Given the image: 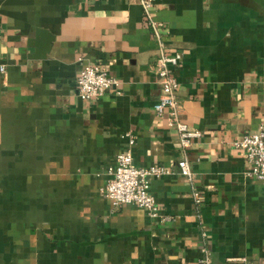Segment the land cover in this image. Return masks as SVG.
Masks as SVG:
<instances>
[{"label":"crops","instance_id":"crops-1","mask_svg":"<svg viewBox=\"0 0 264 264\" xmlns=\"http://www.w3.org/2000/svg\"><path fill=\"white\" fill-rule=\"evenodd\" d=\"M161 49L180 57L178 115L199 130L181 146L154 103L159 41L136 0H0V264H264V180L230 142L264 122V0H152ZM39 30L36 37L35 31ZM98 63L117 80L81 99L75 77ZM134 136L132 161L186 158L149 177L167 219L98 188Z\"/></svg>","mask_w":264,"mask_h":264},{"label":"built area","instance_id":"built-area-1","mask_svg":"<svg viewBox=\"0 0 264 264\" xmlns=\"http://www.w3.org/2000/svg\"><path fill=\"white\" fill-rule=\"evenodd\" d=\"M143 12L144 19L151 28L153 35L159 41L160 51L154 60V71L159 83V95L154 103V110L161 114L165 110V119L168 125L175 128L181 146L190 143L191 138L199 135V130L188 126L178 115V98L176 95L177 80L173 68L180 57V52L175 50L166 53L161 49V40L157 31L159 21L150 13L152 0H136ZM0 71L3 67L0 66ZM117 80L107 73L106 69L98 63H81L75 77L76 93L81 99H94ZM126 143L115 154L114 164L108 166V176L99 186V192L107 197L112 205L120 203H133L144 209L149 217L159 220L167 219L156 203L148 189L149 177L167 174L176 171L186 176L190 185V196L193 214L198 220L199 203L201 195L192 182L191 171L186 158L178 159L174 167H169L157 162L148 165H136L132 161L131 145L134 136L128 130L122 132ZM232 148L241 152L246 162L243 173L248 177L264 180V122H260L254 130L243 132L239 137L230 142ZM198 264H213L208 249L200 248ZM219 264H259L251 263L244 256L227 257Z\"/></svg>","mask_w":264,"mask_h":264},{"label":"water","instance_id":"water-1","mask_svg":"<svg viewBox=\"0 0 264 264\" xmlns=\"http://www.w3.org/2000/svg\"><path fill=\"white\" fill-rule=\"evenodd\" d=\"M38 33H39V30H36L34 37H36Z\"/></svg>","mask_w":264,"mask_h":264}]
</instances>
